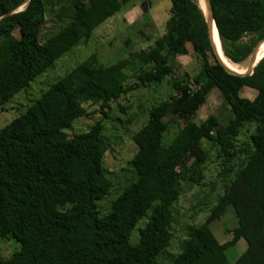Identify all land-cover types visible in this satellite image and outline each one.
<instances>
[{"label": "trees", "instance_id": "trees-1", "mask_svg": "<svg viewBox=\"0 0 264 264\" xmlns=\"http://www.w3.org/2000/svg\"><path fill=\"white\" fill-rule=\"evenodd\" d=\"M129 1L0 0V110ZM210 1L224 55L242 64L264 39V0ZM170 3L166 31L152 46L108 66L95 55L81 62L65 77L70 94L0 156V239L13 237L19 245L9 258L0 253V264H229L226 249L241 237L247 247L232 264H264V55L251 73H229L208 55L213 52L199 0ZM47 20L51 25L45 30ZM187 43L199 70L176 77L173 95L145 108L147 119L132 134L137 151L128 163L129 180L111 209L100 213L98 201L112 188L102 166L110 145L103 125L110 103L173 75L170 60L187 55ZM245 87L256 91L253 98L242 95ZM213 88L229 108L226 125L214 115L194 120ZM86 104L99 105L101 117L86 131L39 151L45 140L84 116ZM169 117L178 130L165 145ZM246 124L255 126L254 132L248 146L237 149ZM214 148L223 165L239 152L244 160L207 219L190 227L181 250L170 253L181 181L198 182L201 164ZM229 205L237 227L220 243L210 224ZM138 223V238L131 240Z\"/></svg>", "mask_w": 264, "mask_h": 264}, {"label": "rangeland", "instance_id": "rangeland-1", "mask_svg": "<svg viewBox=\"0 0 264 264\" xmlns=\"http://www.w3.org/2000/svg\"><path fill=\"white\" fill-rule=\"evenodd\" d=\"M170 6V0L129 1L116 14L94 28L87 41L74 46L33 80L28 88L17 93L5 103L0 110V156L17 135L31 129L39 118L55 108L65 96L70 94L65 77L81 62L89 61L90 56L95 55L99 64L108 66L127 57L130 52L152 46L154 40L166 31ZM21 8L22 6L19 7ZM50 25V20H47L45 30ZM186 48L187 55H178L170 60L173 75L167 76L161 83L144 85L110 103L108 115L103 119L104 133L109 138L110 145L103 155L102 166L112 181V188L98 201L100 213H106L111 209L117 192L129 180L128 163L137 151L132 134L147 119L145 108L153 102L171 97L174 93L171 84L176 77L184 79L187 75L192 76L199 70V63L193 54L192 45L187 43ZM208 55L210 59L215 57L213 53ZM248 58L242 64L236 65L246 68ZM146 71H149V68H146ZM130 81H135V79ZM255 94L256 91L248 87H245L242 93L243 96L249 98H253ZM85 107L84 116L74 120L69 127L45 140L38 147L39 151H45L51 145L63 143L74 134L86 131L95 120L101 117L98 111L99 105L86 104ZM210 115H214L220 125H226L231 115L228 106L222 102L218 88L210 91L207 100L195 113L194 120L196 123H201ZM165 120L167 127L163 143L166 145L177 132L178 125L172 117ZM254 128L255 126L246 124L240 129L237 136V149L248 146L247 142ZM243 154L239 152L232 161L223 165L221 156L214 148L210 150L207 160L201 164L202 178L195 183L187 180L181 181V191L172 209V236L167 247L168 252L177 254L181 250L189 228L207 219L223 194L225 182L232 179L234 172L243 162ZM139 225L140 223L133 230L131 240H137ZM235 227H237V220L231 205L227 206L219 219L210 224L213 234L220 243L231 239ZM246 247V241L242 237L234 245L228 247L225 253L229 264L234 263L245 252ZM18 248V242L13 237L0 239V253L5 258L11 257Z\"/></svg>", "mask_w": 264, "mask_h": 264}, {"label": "water", "instance_id": "water-1", "mask_svg": "<svg viewBox=\"0 0 264 264\" xmlns=\"http://www.w3.org/2000/svg\"><path fill=\"white\" fill-rule=\"evenodd\" d=\"M27 1V0H26ZM204 14H205V18H206V24H207V29H208V38H209V42H210V45H211V48H212V52L214 54V56L216 57L217 61L231 74H236V75H241V76H244L246 74H249L252 72L253 70V67L255 65V63L259 60V59H256L257 57V53H258V49H259V46L260 44L262 43L263 40L259 41L253 48L252 52L250 53L249 55V58H248V64H247V67L246 69L243 71V72H236V71H232L230 69H228L218 58L217 56V51L215 49V46H214V43H213V40H212V25H215V21H214V18H213V11H212V5H211V1L210 0H203V7L201 6ZM216 27V25H215ZM219 37V36H218ZM262 57V56H261ZM260 57V58H261Z\"/></svg>", "mask_w": 264, "mask_h": 264}, {"label": "bare ground", "instance_id": "bare-ground-1", "mask_svg": "<svg viewBox=\"0 0 264 264\" xmlns=\"http://www.w3.org/2000/svg\"><path fill=\"white\" fill-rule=\"evenodd\" d=\"M200 6L203 7V0H199ZM212 40L215 46V49L217 51V56L219 60L230 70L236 71V72H243L246 68H240L236 64H233L223 53L222 47H221V41L218 37V32L215 27V25H212ZM264 55V41L259 46L258 53L256 59H259L261 56Z\"/></svg>", "mask_w": 264, "mask_h": 264}]
</instances>
